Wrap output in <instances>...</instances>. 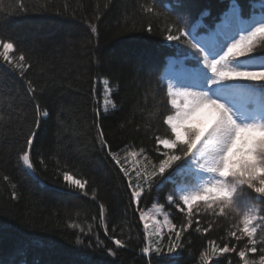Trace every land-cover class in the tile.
Instances as JSON below:
<instances>
[{
	"label": "trees",
	"instance_id": "trees-1",
	"mask_svg": "<svg viewBox=\"0 0 264 264\" xmlns=\"http://www.w3.org/2000/svg\"><path fill=\"white\" fill-rule=\"evenodd\" d=\"M260 23L264 0H0V41L13 43L10 60L26 58L22 76L19 64L0 56V264H154L157 247L175 264H243L241 250L249 264H261L264 246L251 253L246 236L231 235L254 216L255 238L264 239V212H250L246 196L223 216L199 201L190 223L187 206L179 212L167 200L202 192L216 178L191 158L177 161L151 190L144 184L138 205L121 171L139 189L137 172L151 174L155 157L167 151L157 141L171 136L164 121L174 115L171 99H181L176 79L192 76L211 48L218 59ZM178 28L182 38L168 41ZM220 36L225 43L215 45ZM227 63L264 68V40ZM231 87L254 95L243 106L221 100L237 122L264 120V81L229 80L215 91ZM97 125L109 147L99 143ZM28 136L31 168L20 159ZM65 171L84 188L66 181ZM154 206L171 228L149 237L141 214ZM181 227L180 248L169 254L168 236ZM225 243L234 251L221 254ZM149 246L151 256L143 253Z\"/></svg>",
	"mask_w": 264,
	"mask_h": 264
},
{
	"label": "snow or ice",
	"instance_id": "snow-or-ice-1",
	"mask_svg": "<svg viewBox=\"0 0 264 264\" xmlns=\"http://www.w3.org/2000/svg\"><path fill=\"white\" fill-rule=\"evenodd\" d=\"M148 11L150 12L151 9ZM151 30L150 26L149 31ZM92 31H96L94 25ZM177 32H180V35L169 33L166 39L168 41H179L183 36V32L179 28ZM258 39L264 40V23H260L253 28L247 36L228 44L227 50L218 59H209L208 55H205V66L210 68L212 73V76L205 83L206 90L193 91L191 88L182 87L175 94L181 98L180 101L178 102L176 98L171 99L174 115H168L164 121L171 130V136L168 139L157 141V144H162L167 151L155 157L158 164L153 165L151 174L144 175L137 172L136 178L140 181L139 189L133 182L128 170L121 167L124 176L129 179L128 187L131 203L139 204L144 194L140 189H143L144 184H147L149 186L148 190H151L156 181L177 161L183 158H191L193 164L198 167L202 174L211 173L216 178L202 192L183 195L179 199L176 193L167 196V200L175 204L179 212H184L185 206H187L189 223L193 215V204L203 201L213 211V214L216 212V209L213 208L215 204L219 207V214L223 216L227 213L229 205L239 206L235 201L238 195L246 196L248 201L252 203V209H249L250 212L257 208L260 212H264V120L255 119L250 122H237L233 109L221 100L213 98L216 86L222 82L234 79L264 81V68L238 69L229 67L227 63L232 58L255 51ZM0 47H2L0 56L10 64H19L20 73L23 76L25 74V56L21 54L18 59L10 60V53L14 48L13 43L0 41ZM201 51L204 52L203 49ZM29 90L35 97L31 84H29ZM168 95H174L171 85L168 86ZM37 113L39 114V108H37ZM97 128L99 143L102 147H109L104 138L102 126L97 125ZM33 143V137L28 136L26 147L22 145L20 148L22 152L20 159L29 168L32 167L29 163V150L32 148ZM157 152H159V148H157ZM111 156L117 164L120 163L115 152H112ZM4 179L8 180V177L5 176ZM64 179L71 181L80 189L84 188V183L79 179H72L67 171L64 172ZM13 196L15 197V193H13ZM180 199H182L183 204H180ZM101 219H104L103 207H101ZM254 219L255 217L252 216L243 221L244 227L239 235L236 232L231 233L237 240H240L241 236H246L250 245L247 251L251 253L257 252L258 243L264 246V239L258 241L255 238L257 227L251 226V221ZM260 228L264 232V224L260 225ZM183 235L184 227H181L179 231H175L168 236L167 252L169 254L180 248ZM115 243L119 245L120 241L116 240ZM234 249V245L230 246L225 243L219 249V252L224 254L232 252ZM111 251L109 249V252ZM152 251L150 246L143 248V253L150 256ZM155 252L161 259L158 262L154 261V264H175L174 260L164 258L167 255H164L162 248L157 247ZM238 255L243 264H249V260L245 258V251H239ZM205 260H207V257H205ZM261 264H264V256L261 258Z\"/></svg>",
	"mask_w": 264,
	"mask_h": 264
},
{
	"label": "rangeland",
	"instance_id": "rangeland-1",
	"mask_svg": "<svg viewBox=\"0 0 264 264\" xmlns=\"http://www.w3.org/2000/svg\"><path fill=\"white\" fill-rule=\"evenodd\" d=\"M226 40L225 36L216 37L215 45L224 44ZM216 54L211 48L209 50L208 57L211 59ZM209 69L205 66L204 62H201L196 68L193 69L192 76L182 77L179 76L176 79V83L179 86V90L182 87L191 88L193 91L206 90V81L210 78ZM213 98L219 100H231L240 105H245L249 100L254 99V95L249 91L242 90L239 88H229L226 91H215L213 92ZM261 103H264V96L259 98ZM203 151V149H202ZM141 219L145 231L149 237L155 236L163 230H169L171 228L169 220L165 214L162 213L161 209L154 206L150 210L141 214ZM146 226V227H145Z\"/></svg>",
	"mask_w": 264,
	"mask_h": 264
}]
</instances>
